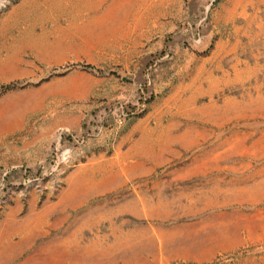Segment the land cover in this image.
<instances>
[{
    "label": "rangeland",
    "instance_id": "1",
    "mask_svg": "<svg viewBox=\"0 0 264 264\" xmlns=\"http://www.w3.org/2000/svg\"><path fill=\"white\" fill-rule=\"evenodd\" d=\"M0 264H264V0H0Z\"/></svg>",
    "mask_w": 264,
    "mask_h": 264
},
{
    "label": "built area",
    "instance_id": "2",
    "mask_svg": "<svg viewBox=\"0 0 264 264\" xmlns=\"http://www.w3.org/2000/svg\"><path fill=\"white\" fill-rule=\"evenodd\" d=\"M70 156V149H62L55 154L54 166H58L61 162L67 161Z\"/></svg>",
    "mask_w": 264,
    "mask_h": 264
},
{
    "label": "bare ground",
    "instance_id": "3",
    "mask_svg": "<svg viewBox=\"0 0 264 264\" xmlns=\"http://www.w3.org/2000/svg\"><path fill=\"white\" fill-rule=\"evenodd\" d=\"M59 30V29H58Z\"/></svg>",
    "mask_w": 264,
    "mask_h": 264
}]
</instances>
